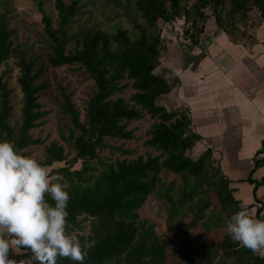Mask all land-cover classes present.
<instances>
[{
    "label": "trees",
    "instance_id": "16d2710c",
    "mask_svg": "<svg viewBox=\"0 0 264 264\" xmlns=\"http://www.w3.org/2000/svg\"><path fill=\"white\" fill-rule=\"evenodd\" d=\"M15 2L0 0V138L14 141L25 155L27 148L43 145L30 132L47 115L40 99L49 85L40 80L48 68L77 67L95 90L82 116L72 94L59 87L60 113L68 123L65 132H58L59 141L45 147L41 161L51 173L63 176L70 193L69 230L82 241H96L84 264H166V241L154 224L139 216L153 195L163 201L166 229L177 239L196 230L222 234L203 251L178 249L181 262L174 264H264V254H254L229 238L225 222L241 208L239 201L210 152L190 155L196 137L185 133L187 116L156 104L173 84L154 74L161 50L160 23L183 18L184 35L195 43L207 18L213 17L220 29L244 38L251 10L264 19V0H102L98 19L92 12L94 0H51L53 14L46 11L45 1L32 0L41 18L37 44L48 53L44 63L40 55L29 54ZM103 9L113 13L106 18ZM121 19L128 20L131 29L124 28ZM9 62L17 69L15 82L22 96L19 125L10 121L14 106L9 70H1ZM127 89L133 93L125 99ZM143 113L155 120L144 145L156 155L105 160L101 153L110 149L107 142L132 141L128 127ZM165 173L174 178L163 182ZM20 248L25 251L22 257L35 264L30 250ZM57 264L74 262L58 257Z\"/></svg>",
    "mask_w": 264,
    "mask_h": 264
},
{
    "label": "crops",
    "instance_id": "0c3cea01",
    "mask_svg": "<svg viewBox=\"0 0 264 264\" xmlns=\"http://www.w3.org/2000/svg\"><path fill=\"white\" fill-rule=\"evenodd\" d=\"M248 16L244 38L207 18L199 46L181 19L165 23L154 74L173 88L156 104L185 113V133L196 137L190 155L210 152L239 206L264 218V19L256 9ZM24 252L13 246L9 258L30 264Z\"/></svg>",
    "mask_w": 264,
    "mask_h": 264
},
{
    "label": "clouds",
    "instance_id": "9594fccd",
    "mask_svg": "<svg viewBox=\"0 0 264 264\" xmlns=\"http://www.w3.org/2000/svg\"><path fill=\"white\" fill-rule=\"evenodd\" d=\"M69 199L60 173L0 138V264H22L9 258L13 246L29 249L35 264H57L58 257L84 264L96 241H82L69 230ZM225 227L239 246L264 254V218L241 207Z\"/></svg>",
    "mask_w": 264,
    "mask_h": 264
},
{
    "label": "rangeland",
    "instance_id": "374dc122",
    "mask_svg": "<svg viewBox=\"0 0 264 264\" xmlns=\"http://www.w3.org/2000/svg\"><path fill=\"white\" fill-rule=\"evenodd\" d=\"M43 1H45L46 11L53 14L51 0ZM94 2L95 6L92 8V12L94 17L98 19L97 11L101 10L99 4H102V0H94ZM14 6L19 14V22L24 26V38L28 44L27 49L29 50V54L33 56L40 55V63H44L45 59L48 57L47 50L37 44L39 36H42L40 15L35 9L32 0H16ZM103 12V16L108 18L113 13V10L103 9ZM120 21L124 28L131 29L128 20L121 19ZM163 25L164 24L160 23L161 29ZM196 43H198V40ZM11 63L12 62H9L1 70H9V84L13 89L11 99L14 106L10 121L11 124L19 125L22 96L15 82L18 75L17 69ZM40 82H45L49 85V89L40 99L42 110L45 111L47 115L43 119L44 123L33 129L30 134L33 139L42 141L43 145L29 147L25 151L28 155L34 156L41 162L44 159L45 147L51 142L59 141L58 132H65L64 125L68 123L67 118L60 113L59 106L61 104V95L59 87L66 89L68 93L72 94L73 103L79 109L82 116L85 104L95 90L88 75L77 67L48 68ZM132 93V90L127 89L122 94V97L127 99ZM154 121L155 120L151 119L147 114L143 113L141 120L131 122L128 127L129 130L133 131V140L127 142L109 140L107 144L110 149L101 153L103 158L113 162L116 159L121 160L123 158L134 159L139 156L144 157L146 154H151L152 156L156 155L155 152L144 145V142L148 139V132ZM124 152L128 153V155H125ZM173 178L174 177L168 173L162 175L163 182L170 181ZM139 216L142 220L154 224L157 235L166 241V251L169 254L166 264L181 262L177 252L178 249L192 246L197 251H203L204 247L210 245L213 241L219 242L222 237L221 232H212L209 235H205L201 230H196L188 233L185 238L177 239L174 231H168L166 229L165 222L167 214L165 212V205L163 201L156 198V195L148 197L139 210Z\"/></svg>",
    "mask_w": 264,
    "mask_h": 264
},
{
    "label": "built area",
    "instance_id": "2783aa9c",
    "mask_svg": "<svg viewBox=\"0 0 264 264\" xmlns=\"http://www.w3.org/2000/svg\"><path fill=\"white\" fill-rule=\"evenodd\" d=\"M181 20L183 21V18H181ZM187 28V27H186ZM186 28H185V30H186ZM184 30V31H185ZM186 39H187V41H191L190 40V38L188 37V36H186ZM198 40V43H197V45L199 46V45H201V40H199V39H197ZM263 125H264V115H263Z\"/></svg>",
    "mask_w": 264,
    "mask_h": 264
}]
</instances>
